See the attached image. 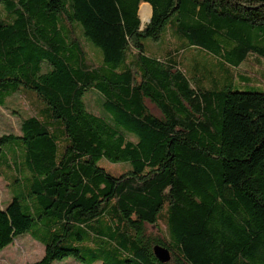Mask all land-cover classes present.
I'll return each instance as SVG.
<instances>
[{"label":"trees","instance_id":"1","mask_svg":"<svg viewBox=\"0 0 264 264\" xmlns=\"http://www.w3.org/2000/svg\"><path fill=\"white\" fill-rule=\"evenodd\" d=\"M184 51L245 81L264 0H0V109L30 100L0 137L26 188L0 209V250L30 232L33 264H160L155 246L166 264H264V93L202 88Z\"/></svg>","mask_w":264,"mask_h":264},{"label":"rangeland","instance_id":"2","mask_svg":"<svg viewBox=\"0 0 264 264\" xmlns=\"http://www.w3.org/2000/svg\"><path fill=\"white\" fill-rule=\"evenodd\" d=\"M146 4H141L139 7L138 15L141 25L144 26L150 20V14L146 17L140 16V8ZM148 6V5H147ZM149 7V6H148ZM150 8V7H149ZM150 44L153 45L152 42ZM157 46L155 45L156 49ZM180 59L189 58V62L192 60L197 63L195 70H190L188 77L194 78V81H200L201 86L204 89H212L215 86L221 88L227 86L232 92H255L264 93V63H252L243 64L239 68H233V73L240 75V73H248V78L245 81L236 80L229 84L225 81V75H222L218 67L217 62L214 58L203 57L201 54L191 53V51H184L179 56ZM101 61L98 59V62ZM93 94V93H91ZM88 94L84 96V104L86 109ZM93 103V100L90 101ZM30 105V100L21 93L13 95L11 98L6 100L5 106L0 109V137L7 135L20 136L19 123L21 118L26 119L29 115L28 107ZM97 105V103H96ZM15 111L17 114H13ZM134 140L135 137L132 136ZM3 149H7L2 160H0V170L2 175H0V209L8 205L14 195V190L16 194L20 192H25L26 188L23 185H14L10 188L11 182L16 179V176H20L19 165L15 163V158L13 154L9 153L8 150L10 146L8 144L3 146ZM96 164L104 169L109 167L120 166V164L113 165L105 159H99ZM33 202V201H32ZM31 201L22 203L21 210L23 213L34 215L35 209L32 206ZM28 205V206H25ZM29 211V212H28ZM43 256V246L40 242L32 236V233L19 236L15 239L14 243L7 246L6 248L0 250V264H33L38 262ZM58 264H81L74 261L71 258L64 259Z\"/></svg>","mask_w":264,"mask_h":264},{"label":"water","instance_id":"3","mask_svg":"<svg viewBox=\"0 0 264 264\" xmlns=\"http://www.w3.org/2000/svg\"><path fill=\"white\" fill-rule=\"evenodd\" d=\"M153 255L158 260V262L160 264H166L170 260V255H169L168 250H166L162 247H159V246H155L153 248Z\"/></svg>","mask_w":264,"mask_h":264},{"label":"bare ground","instance_id":"4","mask_svg":"<svg viewBox=\"0 0 264 264\" xmlns=\"http://www.w3.org/2000/svg\"><path fill=\"white\" fill-rule=\"evenodd\" d=\"M150 8L147 6V5H144L140 8V16L143 18V17H146L150 14Z\"/></svg>","mask_w":264,"mask_h":264}]
</instances>
